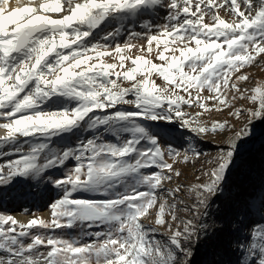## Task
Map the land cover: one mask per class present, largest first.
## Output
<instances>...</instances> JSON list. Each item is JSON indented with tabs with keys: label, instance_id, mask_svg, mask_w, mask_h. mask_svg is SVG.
<instances>
[{
	"label": "snow or ice",
	"instance_id": "snow-or-ice-1",
	"mask_svg": "<svg viewBox=\"0 0 264 264\" xmlns=\"http://www.w3.org/2000/svg\"><path fill=\"white\" fill-rule=\"evenodd\" d=\"M158 8L168 9L159 31L170 41L149 34L139 47L128 41L111 50L87 42L102 24L114 22L107 39L120 34L124 21ZM261 54L264 0H41L16 7L0 0V129L5 130L0 157L9 149L16 156L0 165V185L17 178L43 180L49 170L76 162L63 177H49L61 192L49 205L51 219L21 222L0 214V264H192L202 236L211 239L204 217L241 145L264 137L256 123H264V84L241 87L249 79L241 69ZM154 75L166 85H157ZM205 90L211 95L203 96ZM242 100L253 106L238 107ZM49 103L60 107L48 108ZM225 110L237 120L247 114L239 130L229 121L209 119L213 111ZM158 120L179 121L198 138L232 133L205 161L211 165L202 173L207 180L187 187L191 203L182 198L178 165L206 154L194 144L184 150L162 145L160 135L143 123ZM85 126L98 134L77 138L75 146L52 144ZM173 182L175 187H166ZM77 226L82 237L93 239L48 234ZM93 227L103 230L85 231ZM220 231L223 227L213 235ZM165 234L166 239L157 238ZM246 239L247 244H236L237 264H264V227Z\"/></svg>",
	"mask_w": 264,
	"mask_h": 264
},
{
	"label": "rangeland",
	"instance_id": "rangeland-1",
	"mask_svg": "<svg viewBox=\"0 0 264 264\" xmlns=\"http://www.w3.org/2000/svg\"><path fill=\"white\" fill-rule=\"evenodd\" d=\"M77 1L79 0H76V2ZM40 2L41 0H20L19 4H11V7L34 6ZM54 14L55 15H52L54 18L59 15L56 13ZM167 14L168 9L166 8H158L154 11H150L148 14L142 13L136 18L124 21L122 27L120 24H116V27H121L120 34L114 37H108L107 39H105V34L113 30L114 22L102 24L87 38V42L90 45H108L110 46L109 50H111L117 44L123 46L124 43L128 41H131L139 47V45L146 43L145 36L149 34H157L162 41H170V37L161 35L159 31L160 27L167 23ZM220 15L225 19H231L224 11H221ZM209 20V17L205 18V22H209ZM162 21H164V23L159 25ZM145 25H151V27L146 28ZM7 27L11 28L13 26L8 25ZM130 33H139L140 36L133 37ZM142 33H145L146 35H142ZM192 46H194V44ZM161 48H163V44H161ZM153 49V54L149 58L154 59L156 54L155 42L153 44ZM132 54L136 55L140 53L137 52L136 49H133ZM256 59L257 62L254 63V65L246 66L241 69L244 74L249 76L248 81L241 84V87L243 88L253 89L254 87L264 84V54H261ZM104 60L105 62H116L115 59L109 57H105ZM154 62L161 63L159 60H154ZM126 67H132L130 62H127ZM151 78L161 87L166 85V82H164L162 78H158L155 75ZM137 79H142V76L138 74ZM123 86L127 87L128 82H125ZM201 94L203 96L211 95V93L206 90ZM193 95H195L194 91ZM256 104H258V101ZM64 106L72 107L73 105L66 104ZM237 106L248 108L253 106V104L249 101L242 100ZM47 107L58 108L60 107V104L49 103ZM122 107L129 109L132 108L131 105H125ZM184 111L195 113L196 111H200V109L197 107H185ZM96 114L103 115L104 113L98 110ZM205 115L207 116V114ZM209 119L221 122L229 121L231 124L236 125V130H239L245 123L247 114L237 120L231 116L227 110L223 112L213 111ZM2 122L4 121H0V123ZM143 123H145L152 132L160 135L162 145L170 144L175 148L184 150L187 149L190 144H194L198 150L206 154L201 156L195 163H181L178 165L179 170L182 172L179 180L185 185V192L182 198H184L186 202L191 203V200L187 197V187L193 183L204 182L207 180V177L202 175V173L210 168L211 165L206 164L205 161L217 155L218 145L224 146L228 136L232 135V133L217 132L214 135L198 138L187 128L182 127L179 121L169 122L166 120H158L143 121ZM256 123L258 125L257 133L259 134L261 130H264V123L260 121H257ZM2 132L4 133L5 130L2 129ZM97 134L98 133L95 131L88 130L85 126L81 130H78L75 135H65L62 139L59 137L54 138L52 144L58 149L65 146H75L77 138H79V140H86ZM99 134L103 135L108 141H114V137L111 134H105L103 132ZM3 135H5V133ZM63 139H65V141H62ZM31 143L32 142L29 144ZM142 146L146 147L147 145L144 144ZM15 158L16 156L10 153L5 159H0V165H6L9 159ZM254 159H261L264 161V137H260L259 135L257 139L241 145L240 151L235 158V163L230 167L226 174V179L222 184L221 193L211 202L207 214L204 217V222L210 226L208 234L211 236V239L205 241L202 236L201 244L193 257L192 264H237L238 259L241 258V253L236 248L237 242L239 241L247 244L248 241L246 238L250 236V233L257 230L259 227H264V175L260 176V170L252 168L251 163ZM169 162H171V160H169ZM75 163L74 160H70L64 167L49 170L45 174L43 180L17 178L11 184L0 185V214L11 215L18 220L17 213L28 207L26 211L29 212L26 213H30L32 209L31 218L37 216L44 219H51L50 214L44 216L42 215L41 210L43 205L50 209L49 205L59 198L53 193L55 187L50 183L49 177L52 179L63 177L65 173L73 168ZM261 164L264 165L263 163ZM237 172H242V180L236 179ZM197 176L200 177L199 181L196 179ZM245 182L246 184L243 185ZM257 186L259 189L258 191H255L254 187L256 188ZM166 187H175V182L171 185H166ZM29 188L35 189V194L33 196L36 199L35 201L34 199L32 200V196L28 197L29 200L24 199V202H22L21 199H17L18 194L22 191H27L25 189ZM242 191H244V194L240 193ZM243 200L246 201V205L243 204V206H241V201ZM143 222L148 224L149 220H143ZM217 227H223V231L216 232V234L213 235ZM102 230L103 229L100 227L85 229V231L89 232ZM33 231H36V229H33ZM159 232L163 233L164 230L159 229ZM48 234L58 236L63 235L66 237L70 236L86 240L93 239L92 237H82L81 228L79 226L72 229L49 230ZM157 238L164 240L166 239V234L158 235Z\"/></svg>",
	"mask_w": 264,
	"mask_h": 264
},
{
	"label": "bare ground",
	"instance_id": "bare-ground-1",
	"mask_svg": "<svg viewBox=\"0 0 264 264\" xmlns=\"http://www.w3.org/2000/svg\"><path fill=\"white\" fill-rule=\"evenodd\" d=\"M77 2H79V1H77ZM11 4H17V3H15V0H11ZM144 13L148 14L149 12H144ZM49 14L50 15H55L54 13H49ZM4 133L2 132V129H0V137H2ZM28 141H29V143L30 142H33L31 138H29ZM62 141H65V139H63ZM26 148H27V145H24V150L25 151H26ZM8 151H9V153H11L10 152L11 150H8ZM6 157L7 156H2V157H0V159L1 158L5 159ZM37 190H39V189H37ZM34 191H35V189H31L30 188L29 190L26 191L27 193L21 192L20 194L17 195V199H21L22 202H24L25 200H29L28 199L29 196H32V200L34 199V201H35L36 199L33 197L34 194H35ZM53 193H54V195L56 197H60V195H61L60 190H58L57 188H54V192ZM41 208L40 209L42 210V215L48 216L50 214V211L51 210L48 209V208H46V206L43 205ZM27 209H28V207L24 208V210H22V211H20V212L17 213L18 220L23 221V222H27L29 219H31L32 209H31L30 213H28V214L26 213V212H29V211H26Z\"/></svg>",
	"mask_w": 264,
	"mask_h": 264
},
{
	"label": "trees",
	"instance_id": "trees-1",
	"mask_svg": "<svg viewBox=\"0 0 264 264\" xmlns=\"http://www.w3.org/2000/svg\"><path fill=\"white\" fill-rule=\"evenodd\" d=\"M261 163L264 164V161L261 160V159H258V160L254 159L253 162L251 163V166H252L253 169H259L260 170V176H263L264 175V165H262ZM241 175H242V172H237L236 173V179H241L242 180V178H241L242 176ZM245 184H246V182L243 185H245ZM258 189H259L258 186L256 188L254 187L255 191L256 190L258 191ZM240 193L244 194V191H242ZM240 193H239V195H240ZM236 198H238V197H236ZM245 202H246L245 200L241 201V206H243V204H245Z\"/></svg>",
	"mask_w": 264,
	"mask_h": 264
}]
</instances>
